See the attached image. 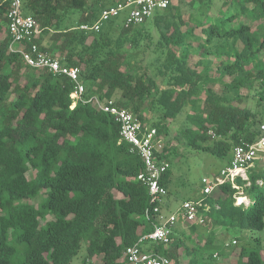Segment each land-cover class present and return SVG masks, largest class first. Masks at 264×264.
I'll use <instances>...</instances> for the list:
<instances>
[{
  "label": "trees",
  "instance_id": "16d2710c",
  "mask_svg": "<svg viewBox=\"0 0 264 264\" xmlns=\"http://www.w3.org/2000/svg\"><path fill=\"white\" fill-rule=\"evenodd\" d=\"M22 1L43 29L41 49L80 67L85 92L72 106L74 81L43 69L37 73L10 50L8 2L0 0V264H70L83 243L85 261L102 256L101 264H130L122 259L125 249L153 229L145 216L152 207L149 188L137 179L146 168L120 141L114 116L90 97L129 108L161 137L188 106V145L219 156L241 140L254 142L263 120L249 103L264 104V0H220L219 6L215 0L173 1L142 24L126 26L124 11L99 31L80 26L131 0ZM149 51L152 59L144 65ZM146 110L154 112L150 121ZM211 129L218 136L213 145ZM159 155L168 159L169 152ZM171 176V168L162 175L167 189ZM236 185L223 182L217 194L201 196L208 231L197 238L181 232L168 244L150 241L144 250L180 264L183 248L186 264H212L226 246L225 240L215 242L214 227L225 235L264 229V160L249 168L247 180L236 177ZM236 195L248 203L236 204ZM234 240L228 245L237 247L240 240ZM238 263L264 264L262 249L242 248Z\"/></svg>",
  "mask_w": 264,
  "mask_h": 264
},
{
  "label": "built area",
  "instance_id": "2783aa9c",
  "mask_svg": "<svg viewBox=\"0 0 264 264\" xmlns=\"http://www.w3.org/2000/svg\"><path fill=\"white\" fill-rule=\"evenodd\" d=\"M8 2V32L11 35L10 50L19 52L24 62L33 68L50 71L54 74L68 76L75 82L71 93L73 105L78 100H84L85 86L80 81V67L68 66L61 62L58 56L43 51L37 40L43 33L39 21L27 15L23 10L22 0H5ZM174 0H131L126 3L106 8L93 24L80 26L84 30L99 31L103 24L124 11L126 12L125 24L139 25L151 18L156 11L168 7ZM94 105L104 112L114 116L120 126V141L130 145L131 152L138 153L144 161L146 170L137 176V179L149 188L152 207L145 211V216L153 225V229L142 234L138 242L128 246L123 253V260L130 264H177V262L160 253L145 251L144 244L150 241L170 243L173 237V227L180 217L189 221L202 224L205 222L200 210L207 206L202 200V195L212 194L218 185L231 182L236 185V177L248 179V170L259 160H264V124H261L262 136L254 142L241 140L233 148L231 163L213 176L202 178V195L195 199L182 202L176 212L164 214L162 206L168 195L167 187L162 183V175L170 168V162L159 154L165 152L164 138L159 136L157 128L143 123L139 116L129 108L118 106L114 100L103 102L98 96L89 99ZM216 136V133H213ZM239 198V196H237ZM239 202L238 204H240ZM233 243H236L234 240ZM229 244V243H228Z\"/></svg>",
  "mask_w": 264,
  "mask_h": 264
},
{
  "label": "rangeland",
  "instance_id": "374dc122",
  "mask_svg": "<svg viewBox=\"0 0 264 264\" xmlns=\"http://www.w3.org/2000/svg\"><path fill=\"white\" fill-rule=\"evenodd\" d=\"M180 0H174L175 3ZM187 2V0H185ZM217 6L220 5V0H215ZM3 32V31H2ZM153 35L157 38L158 33L153 28ZM4 36V33H2ZM126 48H129V44L126 45ZM153 53L149 51L145 56L144 65L151 61ZM56 56H60L59 52L56 53ZM60 58V57H59ZM214 60V65L218 63V59L212 57ZM198 57L194 56L191 58V64H196ZM144 68V67H143ZM147 68L149 66L147 65ZM38 73L41 71L40 69H35ZM212 75L216 74L215 69L211 71ZM229 78V77H227ZM215 87L216 91L222 92V89L219 84H212ZM244 94H247V89H243ZM252 94L249 92L248 95ZM203 97L206 96L205 93L202 94ZM251 97V95H250ZM249 97V98H250ZM254 110L259 111V115H262L260 119H262V124H264V104L258 105L256 102L249 103ZM189 107L185 106L177 118L170 122L169 124V132L166 134L164 138V142L166 145V151L169 152L168 160L170 162V168L172 170V176L170 178V184L168 185V195L166 200L162 206V212L164 214H170L172 212H176L178 208L181 206L182 202L188 199H195L202 195V178L205 176L213 177L217 175L221 169L227 166L230 163V160L233 156V148L230 149L227 154L223 156L216 155L212 152L206 151L204 149L194 148L187 143V138L184 136V127L188 125H192L185 118V114L188 111ZM147 120H152L155 115L153 111H145ZM147 121V122H148ZM146 122V123H147ZM149 124V122L147 123ZM215 131L211 129L209 134H211V138L208 141V144H214L217 140L218 136H214L213 133ZM34 170H30L28 172V177L32 178L34 175ZM216 192V191H215ZM117 196H121V194L115 191ZM217 194V192H216ZM242 196V195H241ZM41 198H37L34 203L38 206ZM236 204L241 202L240 196L235 199ZM244 204L248 203L247 197L243 200ZM242 203V202H241ZM202 225V224H201ZM198 222L189 221L184 217H180L176 224L173 227V236L182 233L191 234L195 238L199 234H201L204 230H209L207 225L201 226ZM194 229V227H197ZM214 232L216 233V243H219L223 240L226 242V246L220 252H215L214 260L212 259V264H239L238 256L239 251L242 248L251 249L253 247H257L262 249V254L264 257V229L262 230H250L248 228H241L239 230H234L228 235H225V230L219 227H214ZM206 231V232H207ZM205 233V232H204ZM237 247H232V245H228V243H233L234 239H238ZM205 240V239H204ZM188 242V239H186ZM205 241L200 243L201 246L204 245ZM189 243V242H188ZM190 244V243H189ZM217 253V254H216ZM87 247L86 243H83V246L78 253L77 256L73 258L70 264H101L102 256H94L87 261L85 258L87 257ZM179 263L186 264L188 262V256L183 248L179 250Z\"/></svg>",
  "mask_w": 264,
  "mask_h": 264
},
{
  "label": "bare ground",
  "instance_id": "6f19581e",
  "mask_svg": "<svg viewBox=\"0 0 264 264\" xmlns=\"http://www.w3.org/2000/svg\"><path fill=\"white\" fill-rule=\"evenodd\" d=\"M245 199H246L245 196H240V200H241V202H243V200H245Z\"/></svg>",
  "mask_w": 264,
  "mask_h": 264
},
{
  "label": "crops",
  "instance_id": "0c3cea01",
  "mask_svg": "<svg viewBox=\"0 0 264 264\" xmlns=\"http://www.w3.org/2000/svg\"><path fill=\"white\" fill-rule=\"evenodd\" d=\"M198 198V197H197Z\"/></svg>",
  "mask_w": 264,
  "mask_h": 264
}]
</instances>
